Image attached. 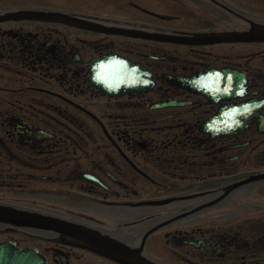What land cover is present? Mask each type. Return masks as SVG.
Wrapping results in <instances>:
<instances>
[{"label": "flooded vegetation", "instance_id": "obj_1", "mask_svg": "<svg viewBox=\"0 0 264 264\" xmlns=\"http://www.w3.org/2000/svg\"><path fill=\"white\" fill-rule=\"evenodd\" d=\"M262 29L264 0H0V208L59 223L0 222V247L121 264L89 231L151 264H264ZM109 57L150 77L105 93Z\"/></svg>", "mask_w": 264, "mask_h": 264}, {"label": "water", "instance_id": "obj_2", "mask_svg": "<svg viewBox=\"0 0 264 264\" xmlns=\"http://www.w3.org/2000/svg\"><path fill=\"white\" fill-rule=\"evenodd\" d=\"M32 18H45L50 20L66 19L61 15L30 13L22 14ZM77 23L80 21L74 20ZM260 40L264 41V29L258 35ZM248 36H242L231 40H247ZM104 65V66H102ZM93 81L101 86L103 92L115 95L121 91L137 90L142 87V83L146 78H149L148 72L142 69L139 65L133 64L128 60L117 57H109L97 63V66L92 72ZM0 222L11 223L19 226H32L49 228L53 227L58 222L49 218H44L39 215L28 214L23 212H15L9 209L0 208ZM82 239L90 250L100 253L112 260L121 264H151L137 258V253L130 252L125 247L114 243L110 240L102 238L92 232L82 231ZM9 251V259L5 253ZM13 258V259H11ZM0 264H45L40 260L35 252L14 251L11 248L0 247Z\"/></svg>", "mask_w": 264, "mask_h": 264}, {"label": "rangeland", "instance_id": "obj_3", "mask_svg": "<svg viewBox=\"0 0 264 264\" xmlns=\"http://www.w3.org/2000/svg\"><path fill=\"white\" fill-rule=\"evenodd\" d=\"M8 77H10V76H8ZM11 86H12V84H10Z\"/></svg>", "mask_w": 264, "mask_h": 264}]
</instances>
